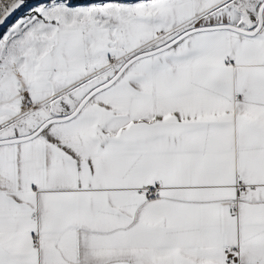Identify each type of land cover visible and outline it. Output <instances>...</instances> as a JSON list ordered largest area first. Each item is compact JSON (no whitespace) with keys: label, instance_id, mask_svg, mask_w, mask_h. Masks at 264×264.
I'll list each match as a JSON object with an SVG mask.
<instances>
[{"label":"snow or ice","instance_id":"obj_1","mask_svg":"<svg viewBox=\"0 0 264 264\" xmlns=\"http://www.w3.org/2000/svg\"><path fill=\"white\" fill-rule=\"evenodd\" d=\"M0 264H264V0H0Z\"/></svg>","mask_w":264,"mask_h":264}]
</instances>
